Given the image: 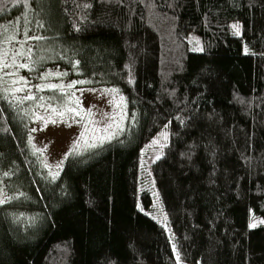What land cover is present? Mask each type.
<instances>
[{
	"label": "trees",
	"instance_id": "1",
	"mask_svg": "<svg viewBox=\"0 0 264 264\" xmlns=\"http://www.w3.org/2000/svg\"><path fill=\"white\" fill-rule=\"evenodd\" d=\"M9 40L25 86L56 69L126 116L51 177L30 136L58 92L0 75V264H264V0H0Z\"/></svg>",
	"mask_w": 264,
	"mask_h": 264
},
{
	"label": "rangeland",
	"instance_id": "2",
	"mask_svg": "<svg viewBox=\"0 0 264 264\" xmlns=\"http://www.w3.org/2000/svg\"><path fill=\"white\" fill-rule=\"evenodd\" d=\"M9 41L8 45L6 44L8 47L2 52L3 62L9 67H0V75L7 89L18 93L16 89L22 91L27 88L30 90V93H27L29 96L37 89L58 92L53 99H46L38 106L32 117L30 136L31 146L39 154L43 169L49 176L54 177L68 156L82 153L90 147L108 141L121 130L126 116L125 97L116 89L115 92L111 91L114 89L111 87H76L74 81L65 80L63 74L56 69L46 70L36 83L25 86L26 80L16 73V61L10 60L11 52L7 48L10 49L13 41ZM4 53H7L6 57ZM45 120L48 121L47 126ZM53 120L56 123H52ZM167 141L168 129L164 126L149 143L150 161L160 155ZM149 165L150 162L143 164L142 169H148ZM9 198L10 194L0 183V204Z\"/></svg>",
	"mask_w": 264,
	"mask_h": 264
},
{
	"label": "snow or ice",
	"instance_id": "3",
	"mask_svg": "<svg viewBox=\"0 0 264 264\" xmlns=\"http://www.w3.org/2000/svg\"><path fill=\"white\" fill-rule=\"evenodd\" d=\"M233 27L238 29L239 26L238 25H234ZM32 39H41V37H32ZM20 54L21 53H17V55H20ZM6 56H7V53H4V57H6ZM0 67H9V65L7 63L3 62V57H0ZM19 67H26V65L21 64V65H19ZM49 75H51V74H49ZM78 83H87V82L86 81H79ZM72 86L73 85H69V87H72ZM50 87H55V86H50ZM16 91H20V89H16ZM111 91L115 92L116 90L113 89ZM27 99H35V97L28 96ZM121 99H123V98H121ZM76 103L78 105L79 101L77 100ZM68 111H75V110L74 109H68ZM61 115H63V113H61ZM51 122L52 123H56L55 120H53ZM47 124H48V121L45 120V126H47ZM33 131H35V129H33ZM0 202H2V201H0ZM252 226L254 227L255 225L253 224ZM177 259H179V257H177Z\"/></svg>",
	"mask_w": 264,
	"mask_h": 264
}]
</instances>
